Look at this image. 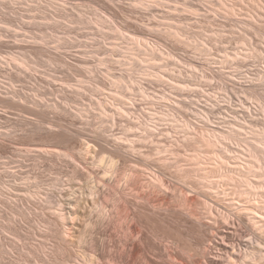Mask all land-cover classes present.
Returning <instances> with one entry per match:
<instances>
[{
  "label": "rangeland",
  "instance_id": "1",
  "mask_svg": "<svg viewBox=\"0 0 264 264\" xmlns=\"http://www.w3.org/2000/svg\"><path fill=\"white\" fill-rule=\"evenodd\" d=\"M259 1L264 4V0ZM203 2L205 5L198 0H0V264H84L88 258L85 249L96 240L104 252H114L113 246H106V234H101L95 224L99 214L106 212V204L99 199L93 201L86 188H94L95 181L103 176L106 179L103 146H113L115 136L154 125L160 130L154 141L164 140L161 132H179L178 127L184 124L196 133L203 131L209 135L225 134L232 126L238 129L237 137L213 142V151L217 147L226 152L222 155L226 157H221L223 162L217 161L221 166H214L213 188L204 193V198L198 197L196 191L187 192L190 197L206 200L208 208L201 205L200 210L208 217L211 206L222 215L230 212V217L224 219L218 213L216 221L205 218V226L199 229L190 225V220L184 223L177 216L155 218L156 225L151 226L155 227L156 241H177L179 251L171 248L178 252V258L182 254L185 258L188 253L193 260L200 258L196 261L207 257L216 258L217 264H229L224 257L218 259V245L222 247L224 241L229 248L236 238L251 232L254 236L264 234L261 224L256 223L258 218L251 219L245 205L249 197L255 203L263 197L264 202V80H252L259 75L264 78V38L250 29L243 31L238 26L241 22H234V26L229 20L234 14H215V0ZM253 2L256 8L262 7L257 0ZM238 8L234 10L240 13L236 20L254 16L250 7ZM97 19L102 20L98 25ZM256 21L264 24V20ZM138 30L146 33L145 38L155 45L157 52L161 51V58L140 64L132 38V34L140 36ZM169 31L178 32L179 40L185 44L167 35ZM242 37H246V46L240 41ZM250 45L255 49L254 55L246 52ZM12 58L26 60V68L12 62ZM145 70L159 75L160 80ZM250 80L254 82H247ZM126 85L131 89L122 90ZM139 86L143 88L140 91ZM113 88L120 90L118 94L133 98L130 121L117 116L110 119L112 103L118 104L112 98L117 92ZM245 90L248 94L255 91V96L259 92L261 100H246ZM106 102L110 112L107 116L100 106L102 103L106 107ZM165 110L172 121L159 119ZM203 115L208 120H203ZM42 117L64 128L68 136L60 134L59 128L50 130L41 124ZM137 120L142 122L141 129L134 125ZM88 144H92L90 155L85 154ZM41 145L57 148L61 153L69 149L80 154L81 168L64 156L39 155L33 149ZM140 147L145 154L153 152L149 142ZM208 149L207 152L211 151ZM147 161L150 170L159 171L156 162ZM251 164V170L255 167L256 171L243 177V171H251L246 169ZM164 173L172 181L178 178L171 170ZM193 179H188V185L196 184V178ZM101 188L106 200L110 190L106 191V186ZM253 190L262 195L257 193L256 197L250 193ZM172 193L176 205L174 196L179 197V192ZM48 199L53 201L52 206ZM69 200L76 202L78 219L74 221V237L65 239L70 249H65L59 248L52 237L58 225L50 227L46 220L51 212L61 208L67 213ZM154 245L157 252L152 248L147 255L159 264L166 253L163 244ZM181 259L171 264H181Z\"/></svg>",
  "mask_w": 264,
  "mask_h": 264
},
{
  "label": "bare ground",
  "instance_id": "2",
  "mask_svg": "<svg viewBox=\"0 0 264 264\" xmlns=\"http://www.w3.org/2000/svg\"><path fill=\"white\" fill-rule=\"evenodd\" d=\"M198 1H200L201 3H203L205 5V3L203 2L205 0H198ZM253 1L254 0H215L216 4L215 5L213 4V5L216 6V8H218V9L214 10L215 11L214 13L217 14L219 17H226V16L229 17L228 15L234 14V16H230V18H229V20H230V22H232V24H234V22H236V24H238V22H241L242 24H238V26H240V28L243 31L246 32V30L250 29L254 34L264 38V24H260V22L256 21V20H259V21L264 20V18H262V16H264V4H262L259 0H257L258 3L260 2L262 7L260 8V6H258V8H256L255 4H253L255 2H253ZM140 4H142V3H140ZM243 6L245 8H246V6L250 7L252 10L251 12H254L253 15L256 16V18H254V16H252V14H250L249 16L250 17L252 16V18H248L249 21L248 20L244 21V18H242V20H236V18H238V16L236 14H240V13H239V11L234 12V10L238 7L243 8ZM238 10H240V12H242L241 8H238ZM259 10H262V11H259ZM258 15H260V16H258ZM92 22H94V21L90 20V23H92ZM98 22H102V20L97 19L96 20L97 25H98ZM236 24H234V26H236ZM4 25L6 27L10 28V26H8V24L4 23ZM99 25H101V24H99ZM166 30H168V29H166ZM139 31L140 30H138V33L140 34V36L134 37V34H132V38H134L133 42L136 46V50L138 53L137 58H138V60H140L139 61L140 64L142 62L143 63L151 62V61H155V60L161 58V55H159V52H161V51L158 50V52H157L155 49V45L152 46L150 44V42L148 41V39L145 38L146 33L143 32L142 30H141V32H139ZM115 32H118V31L115 30ZM167 35H169L170 37L175 38L178 41L184 43L183 41L179 40L180 34L178 32L169 31ZM240 41H241L242 45L246 46V44H244L246 42V37H242ZM248 42H249V40H248ZM246 52L248 54L254 55L255 49L250 45V48H246ZM241 54L242 53H240V55ZM134 56H135V53H134ZM236 56H238V54L235 55V58H236ZM12 62H15L16 64L20 65L21 67L24 65H27L26 60H24V59L19 60L16 58H12ZM107 67L109 68V66H107ZM24 68H26V66H24ZM147 68H149V67H147ZM145 71H148V70H145ZM148 72H149V74H152L154 76L152 78H155L156 80H160L159 75L153 74L150 71H148ZM119 79H117L118 80L117 82L121 83L122 81H119ZM252 80H258V83H260L264 80V78H260V75H259V77L257 79H252ZM114 82H116V81H114ZM114 82H113L112 87L114 86V88H115ZM247 82H254V81L250 80ZM80 87H84V85H82ZM123 87L124 88L121 87L122 90L131 89V87L128 88L129 86H127V85L123 86ZM137 89L140 91L143 88L141 89V87L139 86ZM114 90H116V89H114ZM118 91H120V90H118ZM118 91L117 92L113 91L114 94H112V98L114 97L113 100L118 102V104L114 105V102L112 103V106H114V108H112V106L110 108H112L113 113L109 117L111 120H114L115 116H117V117L124 118L127 121H130L133 117L130 115L131 113H133V112H131V110L133 109V105H134L132 102L133 98H128L125 95L122 96V94H118ZM244 92H246V90ZM120 93H123V92H120ZM255 94H256L255 91L250 92L249 94H248V92H246V100L259 102L261 100V96H260L259 92H258V96H255ZM107 95H109V94H107ZM108 102H106V107H105V105L100 103V106H103V108H104V112L106 111V116L108 114H110V112H107ZM260 111L263 112L261 110V108H260ZM167 113L168 112H166V110H165V113L163 112L161 115V118H159V119L160 120L162 119V121H167L170 119L172 121L173 120L172 116L170 114H167ZM202 118H203V120H208L205 115H203ZM40 120H41L40 121L41 124H44L46 127L48 126V128H50V130H52L53 128L56 127V128H59L60 132L59 131L58 132L60 134H62V135L67 134L66 133L67 131H65V129L62 128L61 126H59L55 123H49L48 120L43 119V117ZM141 123L142 122L140 120H137L136 122H134V125L139 127V129H141L139 126V125H141ZM156 124H158V123L156 122ZM142 128H144V127L142 126ZM178 128L180 129V131L179 132H173V134L170 131H165L166 133L161 132L160 135L163 136V138H164L163 141L162 140L154 141L153 138L155 136H157V134L160 132V130L158 131V128L156 127V125H154L151 127L150 126L145 127L144 129H141L140 131H136V130L128 131L129 133H125L123 136H115L114 137L115 139H113V142L115 144L113 146H111L112 144L110 146H106V147L103 146V149L106 151V152H103V154L106 153V176H105L106 179L103 176L102 178H99L96 181L94 180L96 182V184H95L96 186L93 185V187L94 186L95 187L91 188L87 184L88 187L86 189H87V193L91 196L93 201H95L96 199H99L103 204H106V212L103 214L101 213L102 215L99 214L98 220L96 221L95 224L99 228V230L101 231V234H103V235L106 234V238L109 239V243L106 242V246H109V247L113 246L116 250L114 252H111V253H109L107 251L104 252L102 244L96 240L95 242H92L89 246L86 247L85 252H86V255L88 256V258H86L87 260L85 261L84 264H109L108 262L105 263V261H104L105 259H106V261H110L111 264H157V263H154V259H153V262L151 260H149V257L147 255L149 253V249H152V248H153V250L156 249V246L154 245V243L156 244V242H158V245H160V247H161V244H163V253H166L165 256L161 257V262L159 264H171V262L175 263L176 261L180 260L182 258L181 256L183 255V254L182 255L180 254L181 256L180 255L179 256L181 258L179 257L180 258L179 259L177 256L178 252L176 253V252H174L175 250H173V248H174V249H176V251H177V249L179 251V248H180L179 243L177 241H172V240H165L164 243H163V241H156L155 240L157 238V235L155 234V231L153 229L155 227L151 226V225L155 224V221H156L155 218L157 220H163V219H167V218L169 219L170 216H173V217L177 216V218L179 220L183 221L184 223L190 220L191 221L190 225H192L194 228L197 227L199 229V228H201L202 225L205 226V224L202 223V220H205V218L206 219L208 218L209 220H211V219L215 220V218L218 217L216 215L218 213L221 214L220 213L221 211H219L217 208H214V206H211V207H213L211 209V216L208 217L209 215H206L205 211L202 212L200 210L203 207L207 206L208 204H207L206 200L202 201L199 199L202 197L204 198V193H206V191H208V189L213 188L211 182L214 181L213 180L214 178L212 179L211 177L213 174H215L214 173V169H215L214 166L216 165V163H218V167L221 166V164L219 162H217L218 159L221 162H223V159L226 157L225 155L222 156L226 152L224 153L220 150H217V147H216L217 151L216 150L213 151L212 145L215 144L218 140H228L229 138L232 139V137H234V138L237 137V135H238L237 130L238 129H236L234 126H232L228 130V132L225 134L223 133V134L217 135L216 133L215 134L210 133V135H209L207 132H205V133H207L205 135V133L203 131H201L200 133H203L204 135L203 134L199 135L200 133L199 132L196 133L194 130L191 129V127L188 124H184L182 126H179ZM176 131H178V130H176ZM213 133H214V130H213ZM66 136H68V135H65V137ZM214 141H215V143H213ZM97 142H98V140H97ZM147 142L151 143V145L153 146V148H152L153 152L152 153L147 152L148 154L147 153L145 154L140 150L142 148V147H140V145L146 144ZM218 142H220V141H218ZM32 146H33V144H32ZM91 146H92V144L87 145V147L85 149L86 153L84 152L85 154L90 155V151L92 150ZM28 147H30V146H28ZM32 148H34V147H32ZM208 148L209 149L211 148L210 149L211 151L207 152L206 150ZM253 148H252L253 151L257 150V148H255V149H253ZM27 150H28V148H27ZM33 150L38 151L39 155H41V156H53V157L64 156V157L68 158L71 162H73V164H78V162L81 163L80 154L78 155L77 153L72 152V150L70 151L69 149H67V150H69L68 152H67V150H66V152L64 151L63 152L64 154L61 152H58L57 148L55 150L54 148H49V147H45L42 145L34 148ZM100 152H102V151H100ZM30 153H33V152L30 151ZM36 153L37 152H35V154ZM79 153H80V151H79ZM246 153H247V151H246ZM256 153H257V151H256ZM251 155L249 157H251ZM86 156H88V155H86ZM221 157H224V158L222 159ZM96 158H97V156H96ZM104 160H105V158H104ZM140 160L146 161L147 163H144L143 161H140ZM147 160H151L152 162H154V164L157 163L159 165L158 167H160L159 171L150 170L152 168H150L151 167L150 163H148ZM54 161H56V160H54ZM101 161L103 162V160H101ZM140 162H142L144 164L142 165ZM252 162L253 161H251V163ZM119 164H122V168H119L120 167ZM252 164L255 165V163H252ZM252 164H251V166L247 165L248 167H250L249 169L245 167L247 169V171L251 170V168L253 167ZM118 165H119V167H118ZM78 166H80V164H78ZM239 166H240V164H239ZM137 167H138V169H137ZM142 167H143V169H142ZM80 168H81V166H80ZM139 168H140V170H139ZM87 169H86V172H88ZM242 169H243V167H242ZM246 169H243V170H246ZM253 169L254 170H251L247 173L248 176L246 173H244L246 171H243V174L246 175L243 177H249L250 174L252 175L256 171L255 167ZM79 170H81V169H79ZM83 170H84V168H83ZM167 170L173 171V173L178 178H176L175 181L167 179L168 176L166 177V174L164 173V171H167ZM252 171H253V173H251ZM112 172H114L115 174L117 173L121 179L116 178ZM174 174H172V175H174ZM233 174L234 173H232V175ZM192 177L194 179L196 178L195 179L196 184L194 186H193V184L191 186L188 185V184H190L188 179H190V178L192 179ZM254 177H255V175H254ZM239 178H242V177H239ZM211 179H212V181H211ZM186 180L188 181V183ZM251 180H249V182ZM244 182H246V181L244 180ZM80 185H81V183H80ZM257 185H259V184H257ZM101 186H106V191L110 190L108 194L106 193V200H105L104 196L102 195V193L100 192V189H102ZM245 186L247 187L245 189V192L248 193V191H249L248 186L247 185H245ZM214 187H215V185H214ZM175 190H177V192H179V195H178L179 197L174 196V198H176V199L178 198L177 200L175 199V202L177 201L176 205L174 204V201H173L174 199L172 200V198H173L172 192L173 191L175 192ZM250 190H252V189L250 188ZM257 190H259V189L257 188ZM191 191L193 192V194H195L197 192V196L200 198H197L195 196L190 197L187 194V192H191ZM253 191L254 192L250 191V193L255 194V190H253ZM250 193H249V195L252 196ZM159 195H162V196L159 197ZM255 195L253 196L254 198L258 197V195H256V197H255ZM259 195H262V194H259ZM76 197H75V200H76ZM207 197L205 196V198H207ZM249 198H251V197H249ZM249 198L245 200L246 201L245 202L246 210H247L248 214L250 215L249 217L251 219L258 218V221L256 223H260L261 225H259V226L262 229H264V202L262 200L263 197L262 198L260 197L261 200H259L260 199L259 198L258 199L259 201L257 200L256 203L253 199H251V200H253V202H251ZM70 201L71 200H69V202H68L67 213H64L63 209L61 208L60 210L51 212L50 213L51 217L47 218V220H46V224L50 227L58 225L56 227L57 230L53 229L52 237L56 238V243H57L59 248L63 247L65 249H70V243L67 242L65 239H66V237L71 238V237H74V235H75L73 232V228H74L73 226H74V221L78 217V214L76 211V209H77L76 208V202H72V201L70 202ZM48 203H50L49 206H52L51 204L53 203V201L49 200ZM77 205L79 206V204H77ZM201 205L203 207H201ZM207 208H208V206H207ZM51 210L52 209L50 207L49 211H51ZM229 213L228 214L224 213L223 215L221 214V216H223L224 219L229 218L230 217ZM211 221H213V220H211ZM238 222L241 223L242 221L240 219H238ZM68 223H69V226H68ZM105 225H106V231L104 230ZM206 225L209 226V224H207V223H206ZM211 228H213V226ZM261 228H260V230H262ZM213 230H215V229H212V231ZM50 232H51V230H50ZM198 233H200V232H198ZM50 236H51V234L49 235V237ZM150 237L152 238L153 241H151ZM15 240H16V238H15ZM214 243H212V244H214ZM222 244H223V246L219 247V245L217 243L218 248H216V249L220 252V255L217 257H218V259L224 257V259L228 260L227 262H229V264H260V262H262V260H264V234L263 235L261 234L260 236H254V234H252V232H251L248 236H242V238H239V239L236 238L235 242H233V243L231 242V247H229V248H227L226 242L223 241ZM215 245L216 244H214V246ZM228 246H229V244H228ZM171 247H173V248H171ZM157 248H159V247H157ZM158 251H160V249H158ZM156 252H157V249H156ZM161 252H162V250H161ZM180 252H181V249H180ZM181 253H183V252H181ZM198 254H200V253H198ZM139 255L143 256V258L140 259ZM71 256L73 258L74 254H71ZM193 259H194L193 255H189L187 253V256L185 258L181 259V264H217V262L215 260L216 258L212 259V258H207V257L205 258L204 257V258H202L203 260L201 259L202 261H200V260L196 261L200 258L195 259V260H193ZM72 262H74V260H72ZM78 264H80V262Z\"/></svg>",
  "mask_w": 264,
  "mask_h": 264
}]
</instances>
